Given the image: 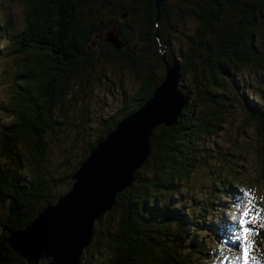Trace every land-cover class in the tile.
Instances as JSON below:
<instances>
[{
  "label": "trees",
  "instance_id": "16d2710c",
  "mask_svg": "<svg viewBox=\"0 0 264 264\" xmlns=\"http://www.w3.org/2000/svg\"><path fill=\"white\" fill-rule=\"evenodd\" d=\"M20 1L26 8V24L15 36L13 52L26 59L21 91L12 96L13 122L0 137V157L8 161L7 167H0V206L6 205L0 218V264H27L9 246L8 236L28 225L72 186V175L90 149L152 96L164 78L166 64L177 67L182 79L195 80L192 90L182 87L187 103L175 126L154 130L149 157L136 171L132 185L116 196L114 207L95 223L92 243L84 249L80 264L214 261L203 234L233 233L220 201H228L224 189L233 192L237 188L235 178L224 179L227 187L224 181L213 187V192L222 187L218 206L212 199L193 213L173 200L184 181L208 162L202 143L221 131L224 114L234 107L225 92L229 87L234 91L239 88L235 71L250 65L264 70V0H163L159 10L154 0ZM188 23L196 27L192 35L185 36V49L178 53L173 42ZM6 30L0 26V38ZM108 37L119 47L107 42ZM137 39L146 50L150 46L163 50L157 58L163 76L159 78L149 67L137 95L126 101L123 92L124 107L102 121L104 129L85 148L71 172L63 177L48 171L42 174L44 136L58 125L52 120L53 109L63 104L73 76L94 67L97 61L92 46L102 40L105 54L129 66L135 61L132 41ZM247 112L264 154V105H248ZM22 138L27 140L29 173H24L17 153ZM215 210L218 215L212 216ZM254 238L257 246L264 247V225Z\"/></svg>",
  "mask_w": 264,
  "mask_h": 264
},
{
  "label": "rangeland",
  "instance_id": "374dc122",
  "mask_svg": "<svg viewBox=\"0 0 264 264\" xmlns=\"http://www.w3.org/2000/svg\"><path fill=\"white\" fill-rule=\"evenodd\" d=\"M25 14L26 8L20 0H0V26L7 27L0 38V137L3 129L13 122L12 96L21 91L26 56L13 51L16 48L15 36L25 28ZM9 24L11 27H8ZM195 27L194 23H188L177 35L173 45L178 53L180 48L185 49V36L192 35ZM98 41L99 44L92 46L97 61L94 67L73 76L63 97V104L53 109L52 120L58 125L51 134L44 136L46 163L41 167L42 174L48 171L54 177H63L65 173L71 172L84 156L85 148L104 129L102 121L115 116L124 107L123 92L127 94L126 101L137 95L149 67L159 78L164 74L157 61L163 50L157 51L154 46L146 50L141 41L134 40L132 60L135 61L130 63L132 65L123 66L110 53L105 54L102 51L103 41ZM235 72L239 88L234 91L229 87L225 92L226 97L232 99L234 107L224 114L221 131L202 143V151L209 156L208 162L184 181L173 200V204L184 205L193 213L199 211V207L206 202L210 204L212 199L216 202L214 206L221 203L226 207L225 217L233 233H204L203 239L207 240L215 258L214 261H199L198 264H231L238 256H242L243 245L238 239L243 227L241 219L249 221L244 226L250 229V262L261 264L264 261V247L257 246L254 238L260 226L264 225V154L260 153L261 141L247 112L248 105H264V70H256L250 65ZM194 83V79L185 76L180 88L185 86L192 90ZM17 153L24 173H29L31 164L26 138L21 139ZM7 165L8 161L0 157V167L5 168ZM231 178H235L237 188L233 192L224 189L228 201L217 203V197L222 196L223 191L220 186L219 190L213 192V187L224 182L227 187V180ZM69 189L66 188L65 192ZM246 210L248 216L243 217ZM5 212L6 205L0 206V218ZM218 212L212 211V216H217ZM207 220H212V217ZM107 256L104 254L103 258Z\"/></svg>",
  "mask_w": 264,
  "mask_h": 264
},
{
  "label": "water",
  "instance_id": "95a60500",
  "mask_svg": "<svg viewBox=\"0 0 264 264\" xmlns=\"http://www.w3.org/2000/svg\"><path fill=\"white\" fill-rule=\"evenodd\" d=\"M157 10L163 0H154ZM112 45L116 41L108 38ZM180 70L166 64L152 96L93 146L72 175V186L45 206L24 228L8 236L9 246L27 264H80L93 239L95 223L129 188L150 155V139L159 126L173 127L187 103Z\"/></svg>",
  "mask_w": 264,
  "mask_h": 264
},
{
  "label": "snow or ice",
  "instance_id": "6c2138e0",
  "mask_svg": "<svg viewBox=\"0 0 264 264\" xmlns=\"http://www.w3.org/2000/svg\"><path fill=\"white\" fill-rule=\"evenodd\" d=\"M243 217L248 216V211L243 212ZM249 223V221L245 219H241L240 224L243 226L242 227V233L241 236L238 238L241 240L242 245H243V251H242V256H238L236 260L232 261L231 264H237V261H239V264H252L250 262V257H249V252H250V246H249V238H250V229L244 225ZM227 257H225V260L227 261Z\"/></svg>",
  "mask_w": 264,
  "mask_h": 264
}]
</instances>
